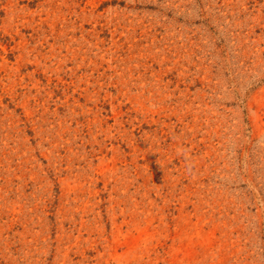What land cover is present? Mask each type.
Returning <instances> with one entry per match:
<instances>
[{"label": "rangeland", "instance_id": "obj_1", "mask_svg": "<svg viewBox=\"0 0 264 264\" xmlns=\"http://www.w3.org/2000/svg\"><path fill=\"white\" fill-rule=\"evenodd\" d=\"M0 264H264V0H0Z\"/></svg>", "mask_w": 264, "mask_h": 264}]
</instances>
